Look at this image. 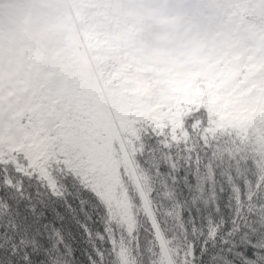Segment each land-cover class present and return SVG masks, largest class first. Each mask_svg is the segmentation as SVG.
<instances>
[{"label":"snow or ice","instance_id":"obj_1","mask_svg":"<svg viewBox=\"0 0 264 264\" xmlns=\"http://www.w3.org/2000/svg\"><path fill=\"white\" fill-rule=\"evenodd\" d=\"M206 100L0 160V264H264V127L211 133Z\"/></svg>","mask_w":264,"mask_h":264},{"label":"rangeland","instance_id":"obj_2","mask_svg":"<svg viewBox=\"0 0 264 264\" xmlns=\"http://www.w3.org/2000/svg\"><path fill=\"white\" fill-rule=\"evenodd\" d=\"M70 4L77 18L69 22L70 5L62 0H0V160L25 155L35 161L58 138L108 149L132 115L179 126L200 106L191 94L199 79L222 81L209 104L218 117L212 133L234 126L259 134L264 127V33L243 21L244 5L227 16L228 0L206 4L210 16L224 21L218 37L235 57L221 69L206 50L209 26L195 0H108L95 39L73 0ZM248 4L264 15V0ZM101 32L108 39L101 40ZM183 37L195 46L196 73L180 59ZM114 43L126 54V66L135 67L120 87L104 85L98 70ZM259 82L258 92H248Z\"/></svg>","mask_w":264,"mask_h":264},{"label":"trees","instance_id":"obj_3","mask_svg":"<svg viewBox=\"0 0 264 264\" xmlns=\"http://www.w3.org/2000/svg\"><path fill=\"white\" fill-rule=\"evenodd\" d=\"M54 0H40L41 3H49ZM77 2H80V7L83 9L84 14L87 18V28L86 31L91 35L95 36V31L97 30V27L100 23V19L107 11V1L108 0H76ZM200 4V9L203 12V15L206 16L205 22L209 26V34H208V43L206 44V50L209 53H212L217 61L220 62L221 67L225 65L226 63L233 64L234 57L231 55H227L226 51H222V42L218 38L219 34V27L221 25V20H218L217 18H214V16H210L208 8L204 5H201L204 0H196ZM209 0H205V2H208ZM230 5L227 8L233 9L237 5L245 4L248 0H229ZM229 13V12H228ZM245 19L252 22V25L254 28H257L260 32H264V16H256L252 14V8H248V12L245 15ZM106 38L107 36L104 35ZM186 38H184V43L186 42ZM193 47L190 45L188 48L184 49V52L182 53V60L185 62H189L190 65L195 64L196 57L192 55ZM125 64L119 59V56L117 54V49L114 48L112 50V55L108 58L107 63L100 67V72L104 76V80L107 84H115L117 86H120L121 80L123 75L125 74L124 71ZM193 72H196L197 69L194 67L192 69ZM221 81L216 82H209L205 79L198 80L195 84V86L191 89V94L198 97L200 100L201 105L205 103V97L206 100V106L208 108L209 104L211 103L213 97L215 94L219 93V89L221 87ZM260 88V84H257L252 91H256ZM200 92V93H199ZM196 110L192 111L189 115H193ZM209 117H211L213 114L208 108ZM187 115V116H189ZM186 116V117H187ZM185 118V117H184ZM183 122V119H182ZM199 119H197L196 124H199ZM208 131H211L209 129ZM253 131V130H251ZM22 155H18L17 159L20 158Z\"/></svg>","mask_w":264,"mask_h":264},{"label":"bare ground","instance_id":"obj_4","mask_svg":"<svg viewBox=\"0 0 264 264\" xmlns=\"http://www.w3.org/2000/svg\"><path fill=\"white\" fill-rule=\"evenodd\" d=\"M62 3H63L64 5H65L66 3H68V4L70 5V10H71V11H69V9L67 10V9L65 8V12H66V15H67V18H68L69 22L71 21V18H72V20H73V18H77V13H76V11L74 10V8L71 6V4H70V0H62ZM263 92H264V89H263ZM106 114H107V116H108V119L112 122V124H113L115 127H117L118 125H117V123H116V121H115V119H114V116H113L112 112H110V109H109V108H106ZM250 122H251L252 125H255V114H253V117L251 118Z\"/></svg>","mask_w":264,"mask_h":264}]
</instances>
